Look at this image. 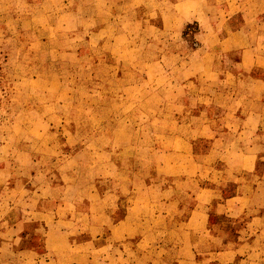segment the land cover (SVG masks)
<instances>
[{
    "label": "rangeland",
    "instance_id": "374dc122",
    "mask_svg": "<svg viewBox=\"0 0 264 264\" xmlns=\"http://www.w3.org/2000/svg\"><path fill=\"white\" fill-rule=\"evenodd\" d=\"M211 14L224 19V0H0V187L18 208L46 199L51 230L35 215L27 232L38 254L68 235L52 264L214 257L224 229L183 225L195 187L224 173L208 139L190 143L200 123L188 110L209 89L184 85L186 59L168 53L199 45Z\"/></svg>",
    "mask_w": 264,
    "mask_h": 264
},
{
    "label": "crops",
    "instance_id": "0c3cea01",
    "mask_svg": "<svg viewBox=\"0 0 264 264\" xmlns=\"http://www.w3.org/2000/svg\"><path fill=\"white\" fill-rule=\"evenodd\" d=\"M261 1L264 0H224L222 21L215 23L212 14L205 24L194 19L201 27L199 45L185 54L176 49L168 51L186 59L180 62L185 66L184 72H188L183 78L187 81L184 85L197 87L205 84L209 89L201 92L200 88L198 94L195 93L197 99L208 101L206 105L188 110L200 123L199 127L194 123L196 131L191 136V145L208 139L209 145L215 148L213 163L224 162L223 174L213 173L208 177L209 182L195 187V203L183 222L188 228L210 226L224 229V236L216 239L219 249L214 251V257L207 253L193 262L188 255V264H264V172L255 170L258 163L264 165V114L259 107L264 103V10L259 8ZM232 4H237L235 9H229ZM245 4L252 5V15L245 11ZM250 19H253L252 30H247L245 20ZM213 39H217L219 45L212 43ZM160 62L159 59L156 61L157 64ZM218 147H221L219 152ZM207 153L210 149L206 150ZM188 179L198 182L196 175ZM6 193L3 186L0 187V264L9 261L52 264L60 261L63 252L69 250L68 235L63 230L58 231L57 237L63 250L49 243L43 254H38L31 246L27 232L29 221L35 215L51 230L49 225L54 219L48 223L51 214L46 208V199L33 200L32 196H27L24 202L29 200L30 203L18 208L15 203L9 205ZM216 198H221L219 204L214 203ZM10 212L15 216L13 222ZM198 216L206 217L205 223L198 220ZM126 217L124 215L120 222L126 221ZM218 217L224 223H210ZM85 253L78 251L80 256ZM210 260L217 261L210 263Z\"/></svg>",
    "mask_w": 264,
    "mask_h": 264
}]
</instances>
